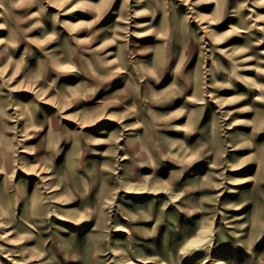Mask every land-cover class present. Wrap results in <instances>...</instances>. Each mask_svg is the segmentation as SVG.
<instances>
[{
    "label": "rangeland",
    "instance_id": "1",
    "mask_svg": "<svg viewBox=\"0 0 264 264\" xmlns=\"http://www.w3.org/2000/svg\"><path fill=\"white\" fill-rule=\"evenodd\" d=\"M0 214V264H264V0H0Z\"/></svg>",
    "mask_w": 264,
    "mask_h": 264
},
{
    "label": "bare ground",
    "instance_id": "2",
    "mask_svg": "<svg viewBox=\"0 0 264 264\" xmlns=\"http://www.w3.org/2000/svg\"><path fill=\"white\" fill-rule=\"evenodd\" d=\"M202 16H203V14H202ZM202 18H204V16L202 17ZM232 29V28H231ZM30 171V170H29ZM1 221H3V219L1 218V214H0V222Z\"/></svg>",
    "mask_w": 264,
    "mask_h": 264
}]
</instances>
